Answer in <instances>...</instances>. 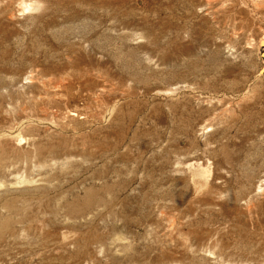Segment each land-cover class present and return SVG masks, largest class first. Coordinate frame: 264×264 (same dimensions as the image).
<instances>
[{
  "label": "rangeland",
  "instance_id": "obj_1",
  "mask_svg": "<svg viewBox=\"0 0 264 264\" xmlns=\"http://www.w3.org/2000/svg\"><path fill=\"white\" fill-rule=\"evenodd\" d=\"M264 0H0V264H264Z\"/></svg>",
  "mask_w": 264,
  "mask_h": 264
},
{
  "label": "water",
  "instance_id": "obj_2",
  "mask_svg": "<svg viewBox=\"0 0 264 264\" xmlns=\"http://www.w3.org/2000/svg\"><path fill=\"white\" fill-rule=\"evenodd\" d=\"M260 45H261V47H262V49H263V51H262V53H261V57H262L263 60H264V40H261V41H260ZM261 72H264V66L262 67Z\"/></svg>",
  "mask_w": 264,
  "mask_h": 264
}]
</instances>
